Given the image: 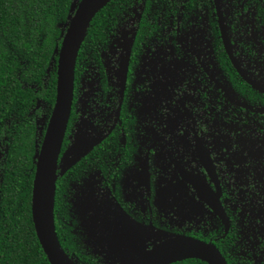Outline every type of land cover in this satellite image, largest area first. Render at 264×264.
<instances>
[{
	"label": "flooded vegetation",
	"instance_id": "1",
	"mask_svg": "<svg viewBox=\"0 0 264 264\" xmlns=\"http://www.w3.org/2000/svg\"><path fill=\"white\" fill-rule=\"evenodd\" d=\"M30 87L36 150L54 102ZM57 166L76 264H134L167 240L148 228L264 264V0H111L77 53Z\"/></svg>",
	"mask_w": 264,
	"mask_h": 264
},
{
	"label": "trees",
	"instance_id": "2",
	"mask_svg": "<svg viewBox=\"0 0 264 264\" xmlns=\"http://www.w3.org/2000/svg\"><path fill=\"white\" fill-rule=\"evenodd\" d=\"M71 1L0 0V264H49L30 211L35 126L29 112L36 98L30 85L53 105L55 66L43 78L55 62ZM55 228L61 242L56 221Z\"/></svg>",
	"mask_w": 264,
	"mask_h": 264
},
{
	"label": "water",
	"instance_id": "3",
	"mask_svg": "<svg viewBox=\"0 0 264 264\" xmlns=\"http://www.w3.org/2000/svg\"><path fill=\"white\" fill-rule=\"evenodd\" d=\"M72 0L61 34L56 63L55 100L41 141L34 154L31 220L38 243L49 264H76L63 250L55 228L54 206L58 156L70 114L74 67L81 43L95 15L111 0ZM130 225L129 219H124ZM141 230H144L143 228ZM147 241L167 239L134 264H172L198 259L207 264H227L210 244L185 236L144 231Z\"/></svg>",
	"mask_w": 264,
	"mask_h": 264
}]
</instances>
